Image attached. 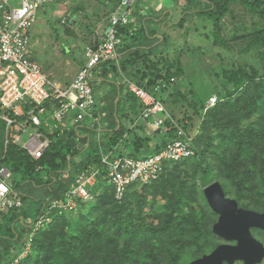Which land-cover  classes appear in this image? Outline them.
Here are the masks:
<instances>
[{
	"label": "trees",
	"instance_id": "16d2710c",
	"mask_svg": "<svg viewBox=\"0 0 264 264\" xmlns=\"http://www.w3.org/2000/svg\"><path fill=\"white\" fill-rule=\"evenodd\" d=\"M172 1L181 10L175 29L184 28L189 20L192 24L193 16L202 17L211 25L206 36L214 46H224L223 19L238 4L260 21L261 27L250 37L264 46V0ZM119 2L114 0V8L104 17ZM72 15L78 16V11ZM95 26L91 25L93 30ZM131 28H118L122 45L116 55L121 56L101 62L91 80L96 101L93 117L99 122L91 124L85 118L63 130L40 129L50 144L34 161L11 143L1 155L5 126L0 121V165L9 170L7 181L21 201L20 208L0 212V264H14L31 231L25 222L33 223L45 205L63 199L75 177L89 167L101 174L91 191L92 200L80 203L76 213L51 214V223L36 231L30 253L16 264H180L183 257L199 259L218 246L212 233L217 215L204 195L213 183H219L225 196L240 207L264 213V74L252 66L223 71L222 89L214 90L216 104L205 111L207 96L182 90L180 64L158 51L165 39L156 45L158 40L150 38L153 31L142 25L130 34ZM65 32L73 36L70 28L65 27ZM92 43L94 47L98 42ZM122 77L164 104L171 117L165 124L166 134L157 131L149 137L139 133L143 130L142 106L116 83ZM94 80L109 90L99 96L100 87H95ZM160 84L166 88L155 91ZM15 129H32V125L26 118L17 119ZM178 129L184 133L181 139H191L193 156L164 163L157 180L132 184L122 200H115L105 181L100 154L147 159L177 139ZM140 154L144 155L138 158ZM23 186L28 187L24 195ZM41 187L47 189L46 203L32 194ZM27 200L38 203L34 217L25 207Z\"/></svg>",
	"mask_w": 264,
	"mask_h": 264
},
{
	"label": "built area",
	"instance_id": "2783aa9c",
	"mask_svg": "<svg viewBox=\"0 0 264 264\" xmlns=\"http://www.w3.org/2000/svg\"><path fill=\"white\" fill-rule=\"evenodd\" d=\"M53 0H0V121L5 126V147L11 143L19 146L34 161L39 160L48 149L50 140L40 131L67 129L88 118L91 124L99 122L93 117L96 101L91 86L93 73L103 61L112 59L122 45L118 28L131 26L130 34L137 31L133 16L141 9L143 0H120L118 6L107 17V26L96 46L84 50V64L70 84L62 88L47 79L38 64L31 58L29 32L35 24L39 9ZM67 19L61 20L65 25ZM122 85L141 104L140 121L154 132L163 134L169 130L166 122L171 120L164 104L135 83L122 78ZM174 82V79H171ZM160 84L155 91L165 89ZM57 103V105H55ZM216 104V97L210 98L205 111ZM26 118L32 129H15L17 119ZM100 131V130H98ZM25 136V139L23 137ZM184 133L177 130V139L168 142L157 155L135 160L127 156L100 154V162L107 185L112 187L114 198L123 199L129 186L135 183L147 184L158 179L163 164L181 162L193 156L191 139H181ZM100 170L89 167L75 177L63 199L54 200L44 206L43 214L33 223L22 254L14 261L30 253V246L37 230L51 223V214L76 213L80 203L92 200V189L99 183ZM10 172L0 165V212L20 208L18 194L12 191L7 180ZM23 222V220H21Z\"/></svg>",
	"mask_w": 264,
	"mask_h": 264
},
{
	"label": "rangeland",
	"instance_id": "374dc122",
	"mask_svg": "<svg viewBox=\"0 0 264 264\" xmlns=\"http://www.w3.org/2000/svg\"><path fill=\"white\" fill-rule=\"evenodd\" d=\"M65 1H67L66 4ZM160 1H162L161 5L165 8L169 4H173L169 8L171 10L169 12L175 11V14L173 12L174 18L172 22H166L167 27L173 25L175 20H177L176 18H178L179 12H181L180 7L176 6L172 0H143L142 7L146 9L145 13L152 15L150 20L149 18L147 20L146 29L149 31L152 27L151 20L154 21L156 17H163V14L159 13L156 15L150 10V7L154 9L152 6H154L155 2L159 4ZM78 2L79 0H53L51 2L53 4L42 6L40 9L48 7L52 18L49 17L50 19L45 21L46 29L38 30L41 38L40 42H37V38L30 37L29 48L31 58L38 64L44 76L53 82L56 79L60 81L62 79L65 81L68 80L74 70L84 63L85 48L93 44V41H90L92 40L91 33H89L92 24L88 21H86L84 28L74 31L73 36L65 32L66 24L70 28L68 21L71 20L72 8L76 5L78 7ZM80 6L83 7V4H80ZM65 8L68 9L66 13L70 12V17L66 18L67 22L65 25H61L60 19L65 15ZM92 8L94 9V7ZM171 16V14L167 15L165 18L166 21ZM192 18L191 21L193 23L190 24L189 20L184 28L175 29L173 27L174 30L171 33L172 38L166 33L165 37H159L158 39L159 42L162 41V38L165 39V42L158 51L164 52L170 61L179 63L183 70L184 76L182 84L184 87L182 90L186 92L187 90H196L207 96V100H209L215 96L214 90L222 89V72L225 70H235L240 67L246 68L247 66H252L260 74H264V46L254 43V39L250 37L253 31L261 27L260 21L253 15L246 12L238 4L231 8L230 13L223 19L222 23L221 36L224 40V46H214L212 39L210 37L207 38L206 35H210L209 32L212 29L208 21H202V17L199 16H193ZM35 22H43L42 15L37 16ZM95 30L99 31L95 27L93 30L94 35ZM158 30L163 31L161 27H158ZM240 36L245 37L237 38ZM149 134L152 135L153 133L149 132ZM23 139H25V136ZM2 143L1 155L5 151V139L2 140ZM143 155L140 154L138 158ZM6 183L9 184V181ZM27 189L28 187L23 186V195ZM46 193L47 189L44 187L35 189L32 192L36 199L43 200L44 203L48 201V198L45 197ZM25 207L29 209L32 217H34L38 203L27 200ZM15 229L18 233H22L18 225L15 226ZM219 245H221V240L218 239ZM217 247L204 256L210 255ZM193 261L195 260L191 261L190 258L183 257L180 264H190ZM260 264L264 263L262 262Z\"/></svg>",
	"mask_w": 264,
	"mask_h": 264
},
{
	"label": "water",
	"instance_id": "95a60500",
	"mask_svg": "<svg viewBox=\"0 0 264 264\" xmlns=\"http://www.w3.org/2000/svg\"><path fill=\"white\" fill-rule=\"evenodd\" d=\"M204 195L210 209L218 215L212 228L213 235L236 245H220L210 255L190 264H234L236 261L260 264L264 258V248L252 237L250 229L264 231V214L238 209L237 202L225 196L219 183L208 186Z\"/></svg>",
	"mask_w": 264,
	"mask_h": 264
},
{
	"label": "crops",
	"instance_id": "0c3cea01",
	"mask_svg": "<svg viewBox=\"0 0 264 264\" xmlns=\"http://www.w3.org/2000/svg\"><path fill=\"white\" fill-rule=\"evenodd\" d=\"M161 2L162 1H160L159 4L155 2L154 6H152V8H154V9H151V7H150L151 12H153L154 14H156V15H158L159 13L163 14V17H161V18L160 17H156L154 19V21L151 20V26L152 27H151L150 31L151 32L153 31L152 32V35L150 37L151 39H157L158 40L159 37H165L166 33L170 36V38H172V34L171 33L174 30L173 27H175V24L177 23V20L180 18V12L178 11L179 12V15H178V18H176L177 20H175V22L173 23L172 26L167 27L166 22H172V20L174 18L175 11H173L174 14H173V12H169V11H171V10H169V8L173 4H169L168 7L165 8V7H163L161 5ZM66 3H67V1H65V4ZM50 4H53V3H50ZM80 4H83V7H81ZM114 5H115L114 0H79L78 7L76 5L74 8H72L73 11H75V10L78 11V17H76L77 15H72L70 17V12H67L66 13V11L68 9L65 8V15L60 20H63V19H66V18H69L70 17L71 20L68 21V22H69V26H70V29H71L72 32L77 31L79 29V26H77V24L82 23L83 26H84L86 24V21L90 22V24H92V25L95 24L96 25L95 26L96 29H98L99 31H96L95 30L94 31L95 32V35L93 34L92 31L89 32V33H91L90 36H91V39H92L90 41H97L98 42L99 41V38L101 37L102 33L104 32V30H105V28L107 26V17H104V15L106 13L110 12V10H112V8H114ZM142 5H143V2H142ZM92 7H94V9ZM42 9H39L37 16H41L42 15V21L43 22H39V23L38 22L37 23L35 22L34 26L31 28V30L29 32V36L32 37V38H37L36 39L37 42H40V40H41L40 34L38 32L40 31V29L41 30L46 29L45 28V24H44L45 21H47L50 18H52V15L50 16V13L48 11V7L44 8L43 10ZM145 11H146V9H143V7L141 6V9H138V11H136V13L134 14V16L132 17L133 20H134V22L137 25H141V26L143 25L145 27L147 26V20H148V18L150 20V17L152 15H149V14L145 13ZM169 14H171L172 16H171L170 19H168L169 21L168 20L166 21L165 18ZM176 14H178V13H176ZM66 27L68 28V24H66ZM158 27H161L163 29V31L158 30ZM90 28H91V26H90ZM166 28H167V30H166ZM161 42L157 41L156 42V45H158ZM120 56H121V54L118 55V56L115 55V56H113V59L115 60V59L119 58ZM83 64L84 63H82L81 66H78L74 70L72 76H70L68 78V80L65 81V80L62 79L60 81V80H57L56 79L55 82L57 83V85H59L62 88H66L70 84V82L72 81V79L74 78V76L76 75V73L82 67ZM96 73L97 72H94L93 73L92 79H95ZM116 83L122 85V80L118 79V80H116ZM94 85H95V87H100L97 90L98 91L97 93H98L99 96H101L107 90H109V87L107 85H103L102 86V84H101L100 81L94 80ZM142 127H143V130L139 129V133L140 134L145 135V136H149V137L150 136H153V134L152 135L149 134V132H152V131H150L147 128V126H145L144 123H143V126ZM150 145H152V142H151Z\"/></svg>",
	"mask_w": 264,
	"mask_h": 264
},
{
	"label": "flooded vegetation",
	"instance_id": "af4514ba",
	"mask_svg": "<svg viewBox=\"0 0 264 264\" xmlns=\"http://www.w3.org/2000/svg\"><path fill=\"white\" fill-rule=\"evenodd\" d=\"M228 199H230V198H228ZM230 200H234V199H230ZM235 202H237L236 200H234ZM237 206H238V209H241V210H244V211H251V212H255V213H257V214H264V213H262V212H257V211H254V210H250V209H245V208H242V207H240L239 206V204L237 203ZM217 215V214H216ZM218 220V215H217V219H216V221ZM250 232H251V235H252V237L256 240V241H258L262 246H263V248H264V231H262V230H260V229H256V228H251L250 229ZM219 240H221V245H229V246H234V245H236V243L235 242H227V241H224V240H222V239H220V238H218ZM220 246V245H219ZM264 263V258L262 259V261H261V263ZM244 264L243 262H241V261H236V262H234V264ZM223 264H227V263H223Z\"/></svg>",
	"mask_w": 264,
	"mask_h": 264
}]
</instances>
